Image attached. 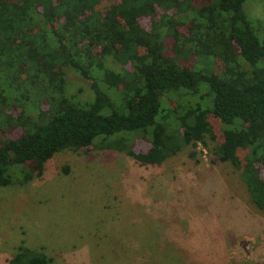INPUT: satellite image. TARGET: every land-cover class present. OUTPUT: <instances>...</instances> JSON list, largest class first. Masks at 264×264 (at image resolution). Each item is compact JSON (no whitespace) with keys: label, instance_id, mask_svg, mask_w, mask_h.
<instances>
[{"label":"trees","instance_id":"trees-1","mask_svg":"<svg viewBox=\"0 0 264 264\" xmlns=\"http://www.w3.org/2000/svg\"><path fill=\"white\" fill-rule=\"evenodd\" d=\"M101 1L0 0V129L21 128L0 138V185L40 177L67 147L160 165L210 140L264 211V25L247 0ZM108 57L121 71L104 66ZM70 72L90 99L68 92ZM9 88L35 98V117L15 102L18 113L6 111ZM52 262L20 245L6 264Z\"/></svg>","mask_w":264,"mask_h":264},{"label":"rangeland","instance_id":"rangeland-1","mask_svg":"<svg viewBox=\"0 0 264 264\" xmlns=\"http://www.w3.org/2000/svg\"><path fill=\"white\" fill-rule=\"evenodd\" d=\"M247 13L264 25V0H247ZM104 66L122 69L110 57ZM221 67L213 61L215 72ZM67 79L68 92L91 98L75 73ZM16 92L5 90L6 111L16 115L15 102L35 117V98ZM209 121L218 141L219 124ZM10 129H0V138L21 133ZM207 144L195 147V157L186 145L160 165H140L114 149L57 151L40 177L0 185V264L20 245L52 264H264V211L237 170L217 158L216 143Z\"/></svg>","mask_w":264,"mask_h":264},{"label":"built area","instance_id":"built-area-1","mask_svg":"<svg viewBox=\"0 0 264 264\" xmlns=\"http://www.w3.org/2000/svg\"><path fill=\"white\" fill-rule=\"evenodd\" d=\"M199 148H201V147L199 146ZM203 151H204V148H203Z\"/></svg>","mask_w":264,"mask_h":264}]
</instances>
